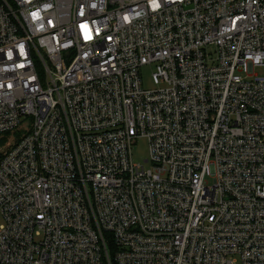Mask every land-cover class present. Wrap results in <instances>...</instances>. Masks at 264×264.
<instances>
[{"label": "built area", "instance_id": "2783aa9c", "mask_svg": "<svg viewBox=\"0 0 264 264\" xmlns=\"http://www.w3.org/2000/svg\"><path fill=\"white\" fill-rule=\"evenodd\" d=\"M16 129L0 264H264V0H0Z\"/></svg>", "mask_w": 264, "mask_h": 264}, {"label": "rangeland", "instance_id": "374dc122", "mask_svg": "<svg viewBox=\"0 0 264 264\" xmlns=\"http://www.w3.org/2000/svg\"><path fill=\"white\" fill-rule=\"evenodd\" d=\"M152 71L153 67L151 65H146L141 69L143 85L147 89H153L156 87L152 78ZM258 72H260V70ZM22 134L23 131L20 129H16L14 132L6 133L3 136H0V139L5 137L4 141H0V145H2L6 140H8L7 143H13L19 139ZM132 154L136 163H144V160L149 157V144L147 138L141 137L135 141V144L132 147ZM146 166L149 167L150 164H146Z\"/></svg>", "mask_w": 264, "mask_h": 264}, {"label": "trees", "instance_id": "16d2710c", "mask_svg": "<svg viewBox=\"0 0 264 264\" xmlns=\"http://www.w3.org/2000/svg\"><path fill=\"white\" fill-rule=\"evenodd\" d=\"M5 140V137H3L2 139H0V141H4Z\"/></svg>", "mask_w": 264, "mask_h": 264}]
</instances>
